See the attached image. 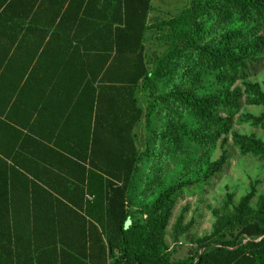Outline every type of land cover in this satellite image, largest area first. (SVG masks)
Instances as JSON below:
<instances>
[{"label":"crops","instance_id":"crops-1","mask_svg":"<svg viewBox=\"0 0 264 264\" xmlns=\"http://www.w3.org/2000/svg\"><path fill=\"white\" fill-rule=\"evenodd\" d=\"M109 6L0 0V264L13 252L19 262L74 264L87 252L88 230L102 234V208L89 189H100V179L89 182L88 154L96 127L101 133L117 117L97 112L113 56L103 46V21L115 17Z\"/></svg>","mask_w":264,"mask_h":264},{"label":"trees","instance_id":"trees-1","mask_svg":"<svg viewBox=\"0 0 264 264\" xmlns=\"http://www.w3.org/2000/svg\"><path fill=\"white\" fill-rule=\"evenodd\" d=\"M111 3L115 17L104 20L102 26L103 46L113 53V56L107 55L106 60L112 59V66L109 63L103 68L104 100L102 103L98 101L97 112L112 109L117 112V117L111 124L104 122L101 133L96 127V132L89 137L88 154L91 167L89 182L93 177L100 179V189L91 184L89 189L96 198V206L102 208V234L100 236L97 231L94 236L95 231L88 230L87 241L90 240V244L87 252L81 253L80 260L74 264H264V199L255 211L241 215L211 240L198 243L195 249L189 250L187 257L177 261L164 249L162 236L179 187L162 190L150 207L142 208L140 213L147 219L136 217L130 210L135 176L143 153L138 147L136 130L157 105V81L169 72V63L174 57L180 56L178 62L186 64L192 60H203L208 69L217 71L219 76L223 77L222 74L228 72L238 78H245L250 68L258 63V58L243 56L235 49L201 46L188 26L194 13L201 16L199 7L194 10L193 6L190 13H181L164 23L171 29L166 34L168 45L165 54L155 57L150 63L146 54V34L154 26L149 23L152 0H103L104 12L110 10ZM221 14L231 22H252L264 32V0H222L220 13H209L205 24H218ZM235 37L236 31L230 30L225 39L232 41ZM187 48L195 55L183 54ZM111 80L117 85L105 87V83ZM114 90L116 96L112 100L105 98V93ZM173 97L184 103L196 118L223 133L232 128L240 109L238 96L227 100H206L177 92ZM142 99L146 106L141 103ZM177 135H172L176 145ZM182 135L193 140L200 137L187 128L182 129ZM222 162L215 164V170L221 168ZM93 238L97 239V244L101 243V261L94 260ZM97 251L99 253L98 248ZM4 264L67 263L57 260L45 262L36 257L19 262L13 252L8 254Z\"/></svg>","mask_w":264,"mask_h":264},{"label":"rangeland","instance_id":"rangeland-1","mask_svg":"<svg viewBox=\"0 0 264 264\" xmlns=\"http://www.w3.org/2000/svg\"><path fill=\"white\" fill-rule=\"evenodd\" d=\"M193 6L194 10L199 7L201 16L194 13L188 26L201 46L235 49L259 61L245 78H238L228 72L219 76L203 60L186 64L178 62L180 56L174 57L169 72L157 81V105L136 130L143 153L130 210L147 219L140 210L150 207L162 190L179 187L162 236L164 249L176 261L241 215L255 211L264 199V32L252 22L224 19L225 13L218 24H205L209 13H220L222 0H153L149 23L154 26L146 34L147 59L151 63L165 54L166 34L171 29L164 23L190 13ZM230 30L236 31V37L226 41ZM190 53L195 55L190 49L183 52ZM177 92L206 100L238 96L240 109L232 128L223 133L199 120L173 97ZM141 103L146 106L143 99ZM183 128L196 132L199 139L182 135ZM174 133L178 134L177 145L172 140ZM221 160V168L215 170Z\"/></svg>","mask_w":264,"mask_h":264}]
</instances>
